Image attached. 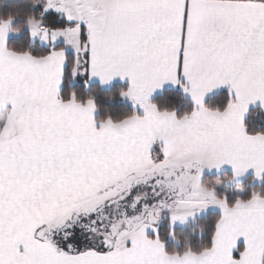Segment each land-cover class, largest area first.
Listing matches in <instances>:
<instances>
[{
  "label": "snow or ice",
  "instance_id": "1",
  "mask_svg": "<svg viewBox=\"0 0 264 264\" xmlns=\"http://www.w3.org/2000/svg\"><path fill=\"white\" fill-rule=\"evenodd\" d=\"M23 4L0 10V264H264V0Z\"/></svg>",
  "mask_w": 264,
  "mask_h": 264
},
{
  "label": "trees",
  "instance_id": "2",
  "mask_svg": "<svg viewBox=\"0 0 264 264\" xmlns=\"http://www.w3.org/2000/svg\"><path fill=\"white\" fill-rule=\"evenodd\" d=\"M24 0H9V1H0V10H5V11H11V12H16L19 11L21 13V16L24 15L25 11H26V4H23ZM19 4V5H18ZM119 87V85H113L111 86L110 90H108L109 92L111 91H115V89ZM173 92V95H178V90H171ZM161 95L156 97V99H161ZM108 108L115 110L116 112H119L120 110H122L124 107H127L126 103L123 101H117L115 103H111L106 105ZM248 119L250 122L252 123H257L259 122L262 118L258 115V110L257 109H253L250 111ZM222 177H226V175H220V177L218 178V180H221L220 178ZM250 178V177H249ZM216 179V178H214ZM247 183V179L245 180L244 183H242V185ZM260 186L262 188H264V185H257ZM195 227V226H193Z\"/></svg>",
  "mask_w": 264,
  "mask_h": 264
},
{
  "label": "rangeland",
  "instance_id": "3",
  "mask_svg": "<svg viewBox=\"0 0 264 264\" xmlns=\"http://www.w3.org/2000/svg\"><path fill=\"white\" fill-rule=\"evenodd\" d=\"M220 176H218V177H215L216 179L215 180H218V178H219ZM221 179V181H223V180H227L228 179V177L226 178V177H222V178H220ZM245 180L246 179H244V180H241V184L242 183H244L245 182Z\"/></svg>",
  "mask_w": 264,
  "mask_h": 264
},
{
  "label": "crops",
  "instance_id": "4",
  "mask_svg": "<svg viewBox=\"0 0 264 264\" xmlns=\"http://www.w3.org/2000/svg\"><path fill=\"white\" fill-rule=\"evenodd\" d=\"M0 1H9V0H0ZM113 85H119V83H118V82H114ZM113 85H112V86H113ZM177 90H178V89H177ZM159 95H160V94H157V96H159ZM157 96H156V97H157ZM156 97H155V98H156ZM253 109H255V108H253ZM253 109H252V110H253ZM244 179H247V178H242V180H244Z\"/></svg>",
  "mask_w": 264,
  "mask_h": 264
}]
</instances>
